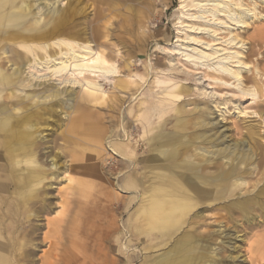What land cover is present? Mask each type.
<instances>
[{
    "label": "bare ground",
    "instance_id": "1",
    "mask_svg": "<svg viewBox=\"0 0 264 264\" xmlns=\"http://www.w3.org/2000/svg\"><path fill=\"white\" fill-rule=\"evenodd\" d=\"M178 3L181 11L175 22V40L165 49L171 54L165 68L150 62L145 65L154 76L152 90H155L145 94L153 97L155 103L142 99L134 110H130L133 106L130 102L121 110L123 103L131 100L145 81L139 83L138 79L127 77L134 67L128 61L130 56H121L119 49L109 47L105 26L108 19L86 28L85 20L81 19L84 9L81 0H0V40L6 43L1 48L4 56L0 57V163L5 162L10 168L4 169L9 178L0 175V264H12L15 257H20L24 264H110L103 237L113 226L109 227L108 223L106 228L104 208L111 205L110 190L119 185L114 180L122 171L125 186L120 188L151 190L148 196H142L138 206L137 227H142L145 233L159 231L166 242L172 241L164 253L168 256L148 264H177L190 257L192 251H200L202 258L206 252L211 253L213 261L207 264H236L238 255L233 253L237 246L227 245L230 251L221 263L216 258L225 248L224 241L206 245V252H201L199 237L189 231L179 233L187 223L189 206L164 200L168 196L178 197L175 190L194 186L190 183L196 179L199 185L203 183L201 172L209 162L205 155L197 156L191 149L193 146L220 160L228 190H244L249 183L244 178L249 173L245 168L256 165L260 122L254 121L246 127V138L225 144V139L211 133L213 112L199 108L204 102L184 100L193 94V89L182 82L193 76L196 86L202 84L196 89L198 94L212 98L221 120L224 112L232 109L237 117L255 115L264 123L261 100L264 66L253 62V49L246 50L250 39L264 42V28L246 39L240 34L255 19L263 18L258 6L264 7V0H179ZM143 13L136 12L138 25L143 23ZM31 14H35L34 19ZM29 22L33 24L27 26ZM120 59L122 66L118 65ZM120 73H125L124 77ZM135 75L138 76L137 72ZM110 77L115 81L114 95L106 94L101 84ZM205 81L213 87L208 90ZM76 87L84 89L80 97L65 89ZM217 95L221 100H216ZM241 97H249L256 103L251 112L241 107ZM228 103L231 107L225 109ZM95 105L112 112L122 111L119 120L126 119L127 125L122 123V131L120 128L113 131V116L90 110ZM187 105L192 107L186 108ZM68 110H73V117ZM51 113L70 121L69 130L61 131L62 143L52 149L49 143L53 139L49 135L55 129L49 130ZM55 123L57 127L61 125ZM106 139L110 140L106 142ZM118 155L120 158L116 160ZM45 162L49 171L44 167ZM105 164L110 165L108 170L117 165L121 168L113 174V181L100 184L102 195L94 199L92 193L99 191L98 184L87 176L102 180ZM48 174L59 184L79 175L80 184L72 190L79 200L73 201L68 215L61 211L62 216L53 221L46 219L48 231L42 232L40 242L48 239V249L41 257L34 258L41 224L33 223L30 218L50 210L49 190H40L52 186L44 183ZM12 186L11 195L8 190ZM263 195L264 186L253 199L234 202L247 221L250 220L247 204L254 201L262 210ZM82 198L91 205L84 207L86 200ZM150 200L153 201L146 205ZM102 227L105 228L101 231ZM216 233L220 235L222 231ZM3 257H9L10 263Z\"/></svg>",
    "mask_w": 264,
    "mask_h": 264
},
{
    "label": "rangeland",
    "instance_id": "2",
    "mask_svg": "<svg viewBox=\"0 0 264 264\" xmlns=\"http://www.w3.org/2000/svg\"><path fill=\"white\" fill-rule=\"evenodd\" d=\"M178 2L179 0H81V6L84 7L82 12L83 17L81 19L85 20L86 28H90L91 25H99L102 21L108 19V23H106L105 26L109 33V47L111 49H119L121 56L126 54L130 56L128 61H130L134 67L132 72L127 74V77L130 76L138 79L139 83H144L145 81L144 86L133 93V98L131 100H126L122 107V104L119 106L121 110L125 108L129 102L130 105H133L130 107V110H134V106L142 99L155 103L156 100L153 97L145 94L146 92H148L147 94L155 93V90H152L154 86V76L152 72H147L145 65L150 62L154 64V66L165 68L164 63H166L167 58L171 56V54L166 53L165 49L175 40V22L180 16L181 11ZM258 10L264 15V7L262 5L258 6ZM140 11H144V20L141 25H138L136 12ZM31 16L34 19L35 14H31ZM31 24L33 23L29 22L27 26ZM259 28H264V16L262 19H255L248 28L240 31V34L246 39L253 35ZM87 31L89 32V30ZM221 36H223V34H221ZM138 38H141V40L139 41ZM4 44L6 46L5 41L0 40V57L4 56V54H1V48ZM246 47L247 51H250V49L254 50L252 57L253 62L258 61L260 67H263L264 42L260 44L254 41V39H250L247 41ZM140 48L142 49L141 52L138 51ZM118 65H123V59L118 61ZM4 68L6 70V65ZM135 72H137L138 76L135 75ZM124 74L125 73H120L123 77ZM114 82V79L111 77L108 78V80L101 81L103 88L106 90V94L114 95L116 93ZM206 83L205 81L204 84L208 90L213 87ZM182 84H187L193 89V94L185 97V101L195 99L199 102H204V104H199V108H202L203 111L207 109L209 112H213L211 117L214 127L211 133L215 132L214 136H220L218 139H225V144L234 140L239 141L246 138V127L254 121L260 122V139L257 142L258 154L255 159V167L254 165H249L245 168V171L249 173H246L244 178L249 183L244 186V190H238L236 192L228 190L225 186L224 179L221 175L220 160L209 154H205L200 148L195 149L193 146L191 148L192 151H195L199 157L205 155L207 157L206 160L209 162L206 169L201 172L203 183L199 185L196 179L193 183H190V186H194L188 188L184 187L183 190H175L179 193L178 197L168 196L164 201L167 203L172 200L175 202L180 201L189 206L187 223L181 227L179 233L189 231L199 237L201 239V248L203 247L201 252H206V245L212 244L213 242L222 244V241H224L222 245H224L225 248L217 256V261L221 263L224 262V259L230 251V247H227V245H231L237 246L233 253V255H238V258L235 259L236 264H264V195L261 197L263 202L262 210L254 201L247 204L249 221H247L234 203L238 199H253L258 193V189L264 186V123L255 115H240V117H237L232 109L229 112H224V119L221 120V117L218 116L217 108L212 103V98L203 95L200 96V94H198L199 91L196 89L197 87H201L202 84L197 83L196 86L193 76H188L187 80L183 81ZM223 88L224 87H222V89ZM30 89L31 88H27V90ZM65 89L76 97H80L84 94L83 88L76 87L70 90L69 88ZM141 91H144V94L140 93V95L139 92ZM222 92H225V90H222ZM122 95L123 97L126 96L124 94ZM215 98L216 100H221L218 95L215 96ZM63 99H65V97ZM261 100H263L262 107H264V97H262ZM239 101L241 107H247L246 111L248 112H251L253 107L256 106V103H252L249 97H241ZM52 102L53 101L49 102V104ZM72 103L75 105L76 101H72ZM147 103L149 104V102ZM95 107L90 108V110L94 112L102 111L101 113L107 116H113V131H119V128L122 131V123L127 125L126 119L123 120V122L119 120L118 114L122 113V111L118 113V110L112 112L106 110L105 107L103 108L102 106L99 107L103 109H100L96 105ZM188 107L191 108L192 105H187L186 108ZM220 107H222V105H220ZM224 107L228 109L231 107V104L228 103ZM68 111L70 112V116L73 117V110ZM241 118H245V121ZM55 121H58L61 125L57 127ZM69 124L70 121L66 118H61L56 113L50 114V119L48 121L49 130L51 127H53L52 130L55 129L53 133L50 130L51 134L50 131L47 130L50 134L49 138L53 139V141L49 143L51 149L52 147H58L59 143H62L60 140L61 131L67 132V130H69V128H67ZM106 140V142H108L110 139ZM196 144H199V140H196ZM246 147L247 145L245 144V149ZM115 158L118 160L120 156H115ZM44 167L49 171L46 162ZM104 167L106 173L101 174V181L108 182L113 181V174L120 170L121 165H117L111 170L107 169L110 165L105 164ZM123 172L124 171L117 174L114 180L115 183H119V185H116L117 188L110 190L112 201L109 210L107 206L104 208L106 228L108 223H110L108 225L109 227L113 226L112 231H109V233L103 237L105 240L104 249L107 251L109 262L110 264H143V262L148 264L151 263V261L160 260L167 255H164L166 252L165 250H167L166 248L172 241L166 242L159 231L145 233V231H142V227H137L135 219V215L139 212L138 206L141 204L143 197L146 195L148 196L151 190H126L125 188H120V185L123 184V176H121ZM106 175H110V178H106ZM50 177L51 175L48 174L44 183L52 184V186L48 188L45 186L43 187L44 189H40L41 191L49 190L50 210L37 218H30L33 223L38 222L41 224L40 229L37 231L39 233L37 238L39 244L38 247L35 248L34 258L41 257L43 251L48 249V239L44 242H40L42 232L48 231V228L45 226L46 219L53 221L55 218L62 216L61 211H63L65 216L68 215L73 206V201L79 200L72 191L76 184V178L63 181L59 184L58 181H54V179H50ZM254 185H256L255 188L251 190ZM235 193L236 195H234ZM101 195V190L92 193L94 199L96 197L98 198V196L100 198ZM82 200H86L83 202L84 207H89L91 205L87 203L89 202L87 199L82 198ZM152 201L153 200L147 201L146 205ZM103 228L105 227H102L101 231L104 230ZM133 228H137L138 230H134ZM139 228L141 230H139ZM216 230H221L222 233L219 235L216 233ZM198 252L200 251H192L190 257L181 259L177 264H207L209 261H213L211 253L209 254V252H206L205 256L202 258L201 254L199 255ZM24 263L25 262L20 259V257L12 259V264ZM35 264L41 263L37 262Z\"/></svg>",
    "mask_w": 264,
    "mask_h": 264
},
{
    "label": "crops",
    "instance_id": "3",
    "mask_svg": "<svg viewBox=\"0 0 264 264\" xmlns=\"http://www.w3.org/2000/svg\"><path fill=\"white\" fill-rule=\"evenodd\" d=\"M0 123H2V121H1V115H0ZM0 175L1 176H8L9 174H7L6 173V171H4V169L6 170H8V169H10L9 167H7L6 166V164H5V162H1L0 163ZM4 167V168H3ZM79 176V175H78ZM78 176H76L75 178H76V184L74 185L75 187L73 188V190H76V187L80 184V181H79V179H81V177H78ZM95 176V175H94ZM2 177V178H3ZM6 178H9V176L8 177H6ZM84 177H82V179H83ZM87 178L88 179H92V178H94L96 181H97V184H98V190H101L102 189V187L100 186V184L101 183H103L104 181H101L100 180V178H96V177H92V176H87ZM100 181V182H99ZM123 184H121V185H123V186H125L124 184H125V180H124V178H123ZM13 186L10 188V190H8V192L9 193H11L13 190ZM31 189V188H30ZM91 190V189H90ZM1 193V192H0ZM9 193H3V194H6V196H9ZM12 193H14V192H12ZM12 193H11V195H12ZM102 193V192H101ZM25 203H30V202H32L31 200H25L24 201ZM110 208V207H109ZM109 208H108V210H109ZM105 211V210H104ZM31 218H34V217H31ZM3 260H5L7 263L9 262L10 263V259H9V257H3Z\"/></svg>",
    "mask_w": 264,
    "mask_h": 264
}]
</instances>
